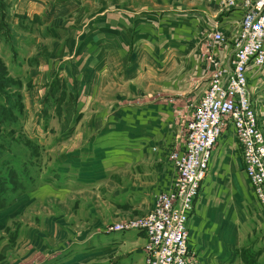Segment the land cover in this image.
Wrapping results in <instances>:
<instances>
[{"label":"rangeland","instance_id":"1","mask_svg":"<svg viewBox=\"0 0 264 264\" xmlns=\"http://www.w3.org/2000/svg\"><path fill=\"white\" fill-rule=\"evenodd\" d=\"M135 1L0 0V105L12 108L13 118L0 121V135L10 140L0 161L18 169L23 158L10 160L9 153L26 152L29 157L35 146L38 152L29 157L35 163L29 169L34 187L20 190L0 208V264H54L65 259L102 264L123 254L133 257L128 247L134 241L145 242L146 254L149 242L141 223L157 197L173 188L174 160L184 151L186 121L214 74L228 62L226 50L233 48L241 30L240 25L237 32L218 24L203 27L193 53L203 69L199 74L198 66L187 72V81L173 79L174 87L169 88L159 79L156 57L136 54L124 59L113 52L101 62L100 39L112 33L108 25L114 9ZM215 31L220 38L213 36ZM125 65L140 74L141 91L113 80L116 68ZM167 100L177 112L182 143L164 155L163 172L151 167L147 173L150 162L136 155L134 138L121 128L129 125L135 104L146 107ZM5 123L19 130L8 135ZM233 251L240 264L247 261L250 251L243 245Z\"/></svg>","mask_w":264,"mask_h":264},{"label":"crops","instance_id":"2","mask_svg":"<svg viewBox=\"0 0 264 264\" xmlns=\"http://www.w3.org/2000/svg\"><path fill=\"white\" fill-rule=\"evenodd\" d=\"M243 9L241 2L232 7H222L220 0H138L127 6L119 4L112 13V24L108 25L112 33L100 39L101 62L104 57L111 59L113 52L116 58L124 59H132L136 54L156 57L154 65L160 71L159 79L163 78L166 86L173 88V79L187 81L186 77L194 68L198 66L196 71L199 74V69L204 67L193 55L198 49L195 38L201 34L203 27L218 24L223 30L228 28L231 32H237ZM219 17H222L221 22L218 21ZM232 49L226 50L229 57L232 56ZM116 69L117 79L113 80L117 84H126L133 90L137 86L141 91L140 74L132 65ZM246 78L258 126L264 134V64L248 67ZM204 87L200 88V94ZM171 103L167 100L161 105L146 107L135 104L127 118L129 125L121 128L124 135L134 138L133 150L136 155L147 159L146 162H152L146 166L147 173L152 171L151 167H154V172H163L167 163L164 155L181 146V129L176 128L177 112L169 106ZM224 127L210 153L207 170L186 220L188 245L194 264H240L241 260L233 251L237 245H243L245 250L250 251L247 261H242V264L250 260L262 264L264 207L244 172L241 145L230 120L227 119ZM154 178L156 181L160 179L157 173ZM242 214L245 217L241 221ZM136 243L134 241L128 247V250H133V257L123 254L117 259L103 260L102 264H143L142 246L145 242ZM120 245H115L114 249L117 250ZM99 262L88 259L67 262L65 259L54 264Z\"/></svg>","mask_w":264,"mask_h":264},{"label":"built area","instance_id":"3","mask_svg":"<svg viewBox=\"0 0 264 264\" xmlns=\"http://www.w3.org/2000/svg\"><path fill=\"white\" fill-rule=\"evenodd\" d=\"M224 1L226 5H243L241 31L233 42L232 56L214 74L186 121L184 151L174 160L177 179L173 188L157 197L141 223L149 242L145 264H194L186 220L227 119L241 145L244 172L264 207V135L251 104L246 78L248 67L264 64V0ZM213 36L221 35L215 31Z\"/></svg>","mask_w":264,"mask_h":264},{"label":"trees","instance_id":"4","mask_svg":"<svg viewBox=\"0 0 264 264\" xmlns=\"http://www.w3.org/2000/svg\"><path fill=\"white\" fill-rule=\"evenodd\" d=\"M2 94V92L0 93ZM8 103V102H7ZM11 110L12 108H7L6 105L1 104L0 105V121L3 119H10L13 122V118L11 117ZM5 126L9 129L8 135L13 134V132L18 131L19 128H14L11 123H5ZM6 134H1L0 135V155L2 152H5V149H8L10 140L8 139ZM14 141V139H11ZM36 147V146H35ZM35 147H33L32 151L29 153L30 156L37 157L38 152L35 150ZM6 153V152H5ZM11 154L10 160L17 159L15 157H21L23 158L22 161L20 162V166L18 169H16L14 166H9L8 164H5L7 167L3 166V162L0 161V208L4 207L5 205L9 204L12 199L19 193L20 190H26V189H31L34 187L35 181H33L34 175L31 174V170L34 169L33 166L35 163L34 159H31L27 156L26 152L18 155L16 152L15 153H9ZM29 158L27 161L24 158ZM32 161H29V160ZM38 165V163L36 164ZM37 171V168L35 170Z\"/></svg>","mask_w":264,"mask_h":264}]
</instances>
